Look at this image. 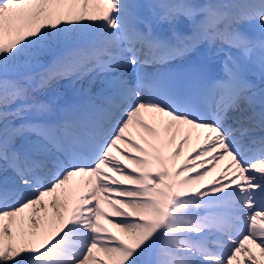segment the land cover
Returning <instances> with one entry per match:
<instances>
[{
	"label": "snow or ice",
	"instance_id": "snow-or-ice-1",
	"mask_svg": "<svg viewBox=\"0 0 264 264\" xmlns=\"http://www.w3.org/2000/svg\"><path fill=\"white\" fill-rule=\"evenodd\" d=\"M0 264H264V0H0Z\"/></svg>",
	"mask_w": 264,
	"mask_h": 264
}]
</instances>
